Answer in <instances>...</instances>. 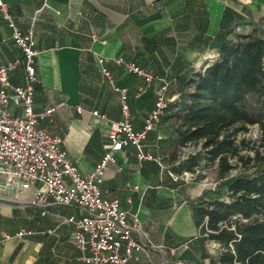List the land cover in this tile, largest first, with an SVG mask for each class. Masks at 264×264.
Wrapping results in <instances>:
<instances>
[{
    "label": "crops",
    "instance_id": "0c3cea01",
    "mask_svg": "<svg viewBox=\"0 0 264 264\" xmlns=\"http://www.w3.org/2000/svg\"><path fill=\"white\" fill-rule=\"evenodd\" d=\"M5 1L21 32L32 30L35 36L34 107L37 112L55 108L40 125L62 137V148L83 173L103 158L112 121L123 118L121 94L111 80L127 89L135 129L143 128L158 98L159 81L147 82L112 59L134 61L170 82L166 96L171 103L144 145L161 164L140 160L137 148L129 145L107 166L102 188L119 197L122 209L137 213L142 233H148L143 237L134 232L146 247L135 250L127 264H210L215 253L210 242L200 239L194 206L211 200L215 192L189 177L207 167L201 158L189 170L193 163L187 157L196 150H188L190 144H182L176 130L184 113L180 95L193 90L182 82L219 57L215 40L226 10L243 17L229 37L256 27L264 30V0ZM12 34L13 27L0 13V66L24 57ZM99 57L109 60L105 65L111 80L102 73ZM9 75L13 84H23V64ZM19 193L29 194L0 189V264H88L79 259L76 228L66 221L82 217L84 210L52 197L44 205L32 203L30 196L24 199ZM20 229L30 233L18 235ZM6 234L10 237L2 242ZM204 251L209 257H203Z\"/></svg>",
    "mask_w": 264,
    "mask_h": 264
},
{
    "label": "built area",
    "instance_id": "2783aa9c",
    "mask_svg": "<svg viewBox=\"0 0 264 264\" xmlns=\"http://www.w3.org/2000/svg\"><path fill=\"white\" fill-rule=\"evenodd\" d=\"M0 13L13 27L12 37L24 53L21 61L17 59L0 66V189L27 192L32 203L41 205L47 204L50 197L57 203L77 205L85 214L70 216L66 221L76 228L73 241L81 252L79 259L88 264H127L135 250L146 247L134 237V232L143 237L148 233H142L137 213L122 209L119 197H111L108 190L102 188L105 170L115 162L116 152L129 145L137 148L140 160L152 159L161 164V159L146 151L144 145L149 131L160 121L171 102L166 96L170 82L134 61H125L121 56L112 59L147 82H160L154 108L148 112L143 128L135 129L127 89L111 80V71L105 65L109 60L98 58L102 73L121 94L123 118L112 121L103 158L92 171L83 173L62 148V137L40 125V121L47 119L55 108L37 112L34 107L35 84L38 82L35 57L38 52L33 31L21 32L5 0H0ZM19 62L25 69L24 83L13 84L9 73ZM94 114H97L96 110ZM169 174L175 180L180 178L172 172ZM27 233L30 232L20 229L18 235ZM9 237L6 234L1 241Z\"/></svg>",
    "mask_w": 264,
    "mask_h": 264
},
{
    "label": "trees",
    "instance_id": "16d2710c",
    "mask_svg": "<svg viewBox=\"0 0 264 264\" xmlns=\"http://www.w3.org/2000/svg\"><path fill=\"white\" fill-rule=\"evenodd\" d=\"M223 15L215 40L219 57L183 79L193 90L180 95L184 113L176 130L182 144L194 141L202 146L188 155L193 163L189 170L201 158L218 160L220 165L222 178L213 191L215 197L194 206L201 241L220 245L210 264H264V154L256 155L261 161L251 174H227L233 167L229 156H238L236 133L258 124L264 145V35L256 27L252 33L229 37L234 23L243 17H232L228 10ZM203 257H209L207 251Z\"/></svg>",
    "mask_w": 264,
    "mask_h": 264
},
{
    "label": "rangeland",
    "instance_id": "374dc122",
    "mask_svg": "<svg viewBox=\"0 0 264 264\" xmlns=\"http://www.w3.org/2000/svg\"><path fill=\"white\" fill-rule=\"evenodd\" d=\"M264 35V30L262 31ZM255 97H250V101L254 102ZM249 128L246 130H241L240 132L236 133L233 136V142L239 146L238 156H243V160L241 161L238 159V156H229L230 162L232 163L233 167L227 173L228 175H235V174H251L258 163L261 161V158L256 157L259 155L264 154V145L260 141L261 137V130L260 126L257 125H248ZM200 142H194L187 147L188 150H196L198 151L201 148ZM207 160V159H206ZM211 162V163H210ZM205 171L201 170L194 174L191 181H197L196 183L205 184V187H211L216 191L217 185L221 181L222 176L220 175V165L218 160L206 162ZM221 201H229L228 197H221ZM214 242V243H213ZM209 249L211 252L215 253L216 250L219 248V243L215 240H212ZM213 243V244H212Z\"/></svg>",
    "mask_w": 264,
    "mask_h": 264
},
{
    "label": "bare ground",
    "instance_id": "6f19581e",
    "mask_svg": "<svg viewBox=\"0 0 264 264\" xmlns=\"http://www.w3.org/2000/svg\"><path fill=\"white\" fill-rule=\"evenodd\" d=\"M202 185H205V184H202ZM199 187V186H198ZM197 189H199V188H197ZM19 197H21V198H24V199H26V197H28L29 198V194H25V193H19V194H17ZM8 196V195H7ZM10 198V197H9ZM18 199H20V198H18ZM28 201H30L29 199H27ZM23 201V200H22ZM27 201V202H28Z\"/></svg>",
    "mask_w": 264,
    "mask_h": 264
}]
</instances>
